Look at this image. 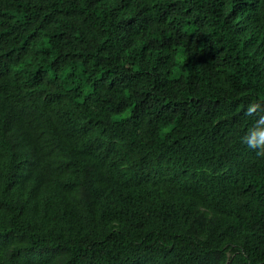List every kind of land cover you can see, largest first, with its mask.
I'll use <instances>...</instances> for the list:
<instances>
[{
	"label": "trees",
	"instance_id": "trees-1",
	"mask_svg": "<svg viewBox=\"0 0 264 264\" xmlns=\"http://www.w3.org/2000/svg\"><path fill=\"white\" fill-rule=\"evenodd\" d=\"M0 264H264V0H0Z\"/></svg>",
	"mask_w": 264,
	"mask_h": 264
},
{
	"label": "clouds",
	"instance_id": "clouds-1",
	"mask_svg": "<svg viewBox=\"0 0 264 264\" xmlns=\"http://www.w3.org/2000/svg\"><path fill=\"white\" fill-rule=\"evenodd\" d=\"M249 144L252 145L251 142H249ZM252 146H254V145H252Z\"/></svg>",
	"mask_w": 264,
	"mask_h": 264
}]
</instances>
